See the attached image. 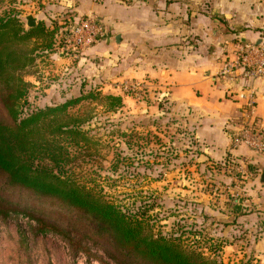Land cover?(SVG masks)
I'll return each mask as SVG.
<instances>
[{"label": "rangeland", "instance_id": "374dc122", "mask_svg": "<svg viewBox=\"0 0 264 264\" xmlns=\"http://www.w3.org/2000/svg\"><path fill=\"white\" fill-rule=\"evenodd\" d=\"M102 1L16 0L12 4L11 0L6 1L7 6L21 12L20 18L27 29L25 15L28 13L40 19L55 18L51 19L52 23H48L58 28L53 51L45 53L42 44L46 38H39L37 60L25 70V80L31 83L32 105L44 106L79 96L82 88L89 93H101V96L97 95V98H90L69 109L70 114L89 117L82 127L87 142L82 141V150H72L76 157L68 165L71 174L80 181L99 184L98 188L103 189V194L126 206L138 204L142 200L145 204L153 192V196L159 199L150 212L155 232L183 233L185 245L199 247L207 257L212 256L209 249L213 239L222 246L216 258L226 264H249L248 256L262 264V259L252 257V250L263 231L258 227L250 230V225L239 221L236 213L223 211L222 200L214 195L215 192L219 194V187L225 182V176L235 177L230 181L232 186L243 188L244 169L232 168L235 172L229 174L226 167L225 171L219 163L197 155L198 147L191 134V127L181 116L175 114L170 104L160 101V98L151 95L147 89L140 95L122 92L126 95L123 106L112 110L101 97L115 93L100 89L99 84L85 81V74L80 69L77 74L64 71L65 66H70L68 62H74L60 53L63 45L60 28L70 22L63 18L73 20L91 17L81 10L90 2L98 5ZM122 1L130 5H142L147 10L164 11L165 0ZM172 1L178 4L177 11L174 10L173 14L180 12V6H187L188 18H264V0ZM2 9L0 5V12ZM227 28L234 31L229 26ZM242 28L246 27L242 25ZM32 42L29 44L32 45ZM245 43L261 42L240 44ZM0 121H10L1 102ZM236 179L237 182L234 181ZM0 210H10L15 214L6 219L0 217V264H31L27 259L29 243L26 244L23 238L26 241L28 239L23 232L26 224L22 218L28 216L36 218V222L48 230V233L42 235L44 239L53 242L55 249L62 251L65 264H119L111 255V245L101 247L79 234V230H88V227L85 219L76 211L56 200L6 187L2 176ZM199 230L200 238L197 237ZM52 237L65 242L69 250L64 249ZM242 238H249V244L239 242L237 246L224 248L226 245L223 241L229 243ZM48 256L47 260L52 258L50 252ZM48 264L52 262L49 260Z\"/></svg>", "mask_w": 264, "mask_h": 264}, {"label": "crops", "instance_id": "0c3cea01", "mask_svg": "<svg viewBox=\"0 0 264 264\" xmlns=\"http://www.w3.org/2000/svg\"><path fill=\"white\" fill-rule=\"evenodd\" d=\"M177 5L165 0L164 11H154L122 0H103L98 5L90 2L81 11L101 22L108 34L80 52L72 60L74 63L68 62L70 66H65L64 71L77 74L81 70L85 81L122 95L124 100L120 84L143 83L151 95L170 104L191 127L204 159L219 163L229 174L232 168L246 170L243 188L233 187L230 181L235 177L225 176L219 194L214 195L222 200L223 211L236 213V218L250 225V230L258 227L263 231L253 245L252 257L262 259L264 264V154L245 146L230 150L235 124L243 116L236 93L244 82H230L218 75L223 62L235 57L238 44L264 41V18H188L187 6H180V12L173 14ZM51 19L55 18H36L37 24L43 20L47 25ZM63 19L72 22L77 18ZM250 85L256 92L257 114L264 122V80ZM230 154L237 157V164L224 163ZM45 239L37 236L29 242L28 261L65 264L62 251ZM245 239L223 241L224 248L248 242L249 238ZM49 252L52 258L47 260ZM247 260L254 263L249 256Z\"/></svg>", "mask_w": 264, "mask_h": 264}, {"label": "trees", "instance_id": "16d2710c", "mask_svg": "<svg viewBox=\"0 0 264 264\" xmlns=\"http://www.w3.org/2000/svg\"><path fill=\"white\" fill-rule=\"evenodd\" d=\"M6 1L0 0V102L10 118L9 122L0 121V176L5 186L56 200L76 211L88 227L79 234L101 247L111 245V255L119 264H226L216 258L222 246L213 239L209 249L212 256L207 257L199 247L185 245L183 233L155 232L150 212L159 199L153 192L145 204L142 200L126 206L103 194L99 184L74 178L68 165L76 157L73 152L82 150V141L87 142L82 127L89 117L70 114L69 109L101 93L82 88L79 96L32 105L31 83L25 80V70L37 60L39 38H46L42 44L45 53L53 51L58 28L42 20L27 29L21 12L7 6ZM101 98L112 110L124 104L119 94ZM197 155H203L199 148ZM0 211L3 219L15 215L10 210ZM30 219L36 223L30 225L33 236L48 233L36 218ZM197 235L200 238V230Z\"/></svg>", "mask_w": 264, "mask_h": 264}, {"label": "built area", "instance_id": "2783aa9c", "mask_svg": "<svg viewBox=\"0 0 264 264\" xmlns=\"http://www.w3.org/2000/svg\"><path fill=\"white\" fill-rule=\"evenodd\" d=\"M107 34L105 26L96 19L92 17L77 18L62 29L63 45L60 53L73 60L84 49L104 39ZM238 47L236 57L228 58L223 62V66L218 72L221 78L230 82L239 80L244 82L241 91L236 93V99L241 103L243 116L235 124L237 129L233 134L230 150L245 146L253 152L264 154V122L257 114L256 92L250 85L252 81L264 80V42L258 44L245 43ZM119 87L124 93L136 95H140L146 89L143 83L133 81L123 82ZM224 163L237 164L238 159L231 154ZM243 172L246 173V170ZM22 221L26 224L23 232L29 242L33 239L30 225H35V222L28 217L22 218ZM39 237H43V235ZM52 238L64 249L69 250V246L65 242L59 238ZM254 261H256L254 264H258L257 260Z\"/></svg>", "mask_w": 264, "mask_h": 264}, {"label": "water", "instance_id": "95a60500", "mask_svg": "<svg viewBox=\"0 0 264 264\" xmlns=\"http://www.w3.org/2000/svg\"><path fill=\"white\" fill-rule=\"evenodd\" d=\"M25 19H26L28 28H32L37 25V20L31 13L26 14Z\"/></svg>", "mask_w": 264, "mask_h": 264}]
</instances>
